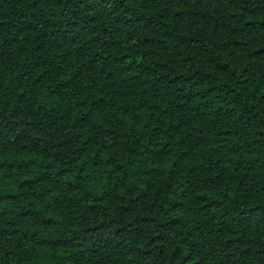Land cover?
I'll return each mask as SVG.
<instances>
[{"label":"trees","instance_id":"trees-1","mask_svg":"<svg viewBox=\"0 0 264 264\" xmlns=\"http://www.w3.org/2000/svg\"><path fill=\"white\" fill-rule=\"evenodd\" d=\"M0 264H264V0H0Z\"/></svg>","mask_w":264,"mask_h":264}]
</instances>
